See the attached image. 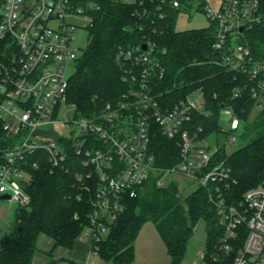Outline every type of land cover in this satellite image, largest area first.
Listing matches in <instances>:
<instances>
[{
  "label": "built area",
  "instance_id": "obj_1",
  "mask_svg": "<svg viewBox=\"0 0 264 264\" xmlns=\"http://www.w3.org/2000/svg\"><path fill=\"white\" fill-rule=\"evenodd\" d=\"M118 1L133 5L139 0ZM171 4L175 8L182 5L180 0ZM185 7L205 12L212 21V48L222 54L220 64L248 77L249 83L239 86L234 97L242 94L241 88H249L257 108H264V62L256 61L251 48L240 42L246 29L264 27V1L222 0L219 11L208 0L188 1ZM92 9L93 4L87 8L73 0H0V126L5 134L0 142V197L9 195L18 206L29 205L25 187L32 171L64 170L72 154L80 156L89 171L80 174L78 181L85 182L86 190L93 183L97 185L91 225L86 228L90 233L86 264L100 260L102 234L122 213L124 200L136 197L152 174L161 176L158 186H164L166 177L178 175L199 187L222 182L229 189L230 168L223 162L213 163L222 148L230 152V146L237 144L241 126L233 109L223 107L220 128L225 139L205 137L204 128L193 124L196 114H209L202 90L164 109L152 86L153 75L162 76L164 69L149 39L142 43L147 44L148 52L120 47L116 54L128 89L116 100L106 102L95 117L78 116L75 105L68 101L73 77L69 68L76 67L83 52L74 47L75 32L82 28L89 31ZM147 14L144 9L143 15ZM66 107L75 112L72 120H60ZM222 119L227 121V128L221 125ZM62 122L68 126L69 136L54 128ZM154 124L162 135L178 140L180 161L172 168L158 167L150 151ZM49 130L57 132L59 141L36 135ZM210 167L212 170L206 172ZM217 193L211 201L225 230L221 250L229 254L233 242L243 238L232 264H264V182L248 190L238 204L226 202L220 187ZM201 257L205 259L204 250Z\"/></svg>",
  "mask_w": 264,
  "mask_h": 264
},
{
  "label": "trees",
  "instance_id": "obj_2",
  "mask_svg": "<svg viewBox=\"0 0 264 264\" xmlns=\"http://www.w3.org/2000/svg\"><path fill=\"white\" fill-rule=\"evenodd\" d=\"M140 1L128 5L114 0H73L87 8L93 4L95 9L89 11L93 18L89 44L76 62L68 90L69 103L75 105L78 116L90 119L106 102L119 98L128 89L116 60L119 48H137L149 39L155 44L164 69L162 76L156 73L152 77V86L164 109L202 90L209 114H196L193 124L204 128L205 137L226 135L220 128L223 107L232 108L241 119L238 147L233 152L222 148L213 163L214 166L223 162L236 182L231 180L229 189L222 182L211 183L185 197L177 182L158 186L161 176L152 174L136 197L124 200L122 213L109 226L107 237L98 243L99 257L109 264H131L136 239L144 224L152 222L166 246L171 264H182L196 226L205 221V261L232 264L244 239L233 242L229 254L221 250L225 230L218 223L211 197L218 194L220 187L226 202L238 204L248 190L264 181V108H257L249 88H241L242 94L234 97L236 89L249 83V79L220 64L222 54L212 48L213 25L206 29L176 30V19L186 11L188 1L193 0H180V8L173 7L172 0H143V5ZM144 9L148 10L147 15H143ZM162 14L164 18L160 17ZM240 42L251 48L256 61L264 62V27L246 29ZM4 138L0 126V142ZM150 151L160 168H172L180 161L178 140L162 135L156 124L151 132ZM67 169L50 173L42 168L31 172L25 187L30 203L18 206L14 224L1 242L0 264H33L42 235L55 241L52 254L59 247L73 249L91 225L97 185L93 183L86 190L85 182L78 181L80 174L89 171L80 156L72 154ZM210 170L212 167L206 172Z\"/></svg>",
  "mask_w": 264,
  "mask_h": 264
},
{
  "label": "rangeland",
  "instance_id": "obj_3",
  "mask_svg": "<svg viewBox=\"0 0 264 264\" xmlns=\"http://www.w3.org/2000/svg\"><path fill=\"white\" fill-rule=\"evenodd\" d=\"M118 1V0H114ZM212 8L216 11L220 10L222 0H208ZM212 21L209 19L208 15L203 11H197L193 8H187L186 11L178 16L176 19V30L186 31V30H197L209 28ZM89 34L87 29H77L75 32L76 40L74 41V47L79 49V52L87 48L89 44ZM76 72V67L71 66L69 68V73L73 76ZM192 98L195 96L192 95ZM75 116V112L71 108H64V111L60 115V120H72ZM221 125L227 128V121L225 119L221 120ZM54 128L59 131L60 134L64 136H69V128L65 123H58L54 125ZM222 140L225 136L221 137ZM239 145V144H238ZM238 145H231L230 152H233ZM171 182H177L181 189L183 196H189L195 192L199 185L197 182H193L190 179L172 175L164 179V186H168ZM264 182V181H263ZM262 182V183H263ZM260 185V184H259ZM18 205L11 200H0V243L4 236L12 228ZM109 234V228L106 230L102 237L105 238ZM83 237L81 242L88 243L90 240V233L85 229L83 232ZM206 240V222L200 221L196 226L191 239L188 242L187 252L182 264H202L205 259L201 257V252L204 250ZM58 264H65L59 262ZM97 264H102L97 262ZM108 264V263H107ZM131 264H171V258L168 255L166 246L152 222H147L142 227L136 242H135V258Z\"/></svg>",
  "mask_w": 264,
  "mask_h": 264
},
{
  "label": "crops",
  "instance_id": "obj_4",
  "mask_svg": "<svg viewBox=\"0 0 264 264\" xmlns=\"http://www.w3.org/2000/svg\"><path fill=\"white\" fill-rule=\"evenodd\" d=\"M82 237L83 235L77 240L73 249L59 247L52 254L55 241L47 235H42L38 241V249L34 255L33 264H58L59 262L86 264L89 256L90 240H88V243L81 242ZM98 261L107 264L101 259Z\"/></svg>",
  "mask_w": 264,
  "mask_h": 264
},
{
  "label": "water",
  "instance_id": "obj_5",
  "mask_svg": "<svg viewBox=\"0 0 264 264\" xmlns=\"http://www.w3.org/2000/svg\"><path fill=\"white\" fill-rule=\"evenodd\" d=\"M129 32H133L132 28H127L126 29ZM243 29H241L242 31ZM139 49L143 52H148L149 51V47L147 46V44H141L139 46ZM36 135H45L48 137L53 138L55 141H59L60 136L57 134V132L53 131V130H49V131H38L36 132ZM0 200H10V196L9 195H3L0 197Z\"/></svg>",
  "mask_w": 264,
  "mask_h": 264
}]
</instances>
